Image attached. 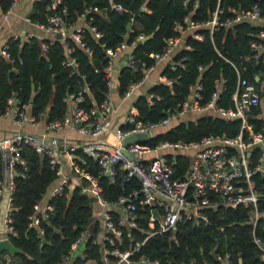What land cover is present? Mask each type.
Masks as SVG:
<instances>
[{
	"label": "trees",
	"instance_id": "obj_1",
	"mask_svg": "<svg viewBox=\"0 0 264 264\" xmlns=\"http://www.w3.org/2000/svg\"><path fill=\"white\" fill-rule=\"evenodd\" d=\"M10 1L0 0V14L6 10ZM52 1L33 0L27 15L29 21L33 24L46 23L51 13L65 8V19L76 21L84 13V22L94 26L101 36L94 38L87 29L84 30L83 40L90 54L83 47L67 40L72 48L69 56L75 60L77 74L70 72V66L63 65L66 55L60 41L49 43L47 38L36 36L24 39L9 37L5 41L8 58H0V112L8 106L9 98H15L17 105L28 106L35 120L41 117L44 122L60 119L66 110V94L77 89H82L83 101L80 105L84 109L98 106L106 96V79L102 71L106 63L104 48L115 47L127 33L126 41L137 34L151 36L132 47L136 69L132 71L124 65L112 76L120 95L130 82L142 76L143 67L152 63L148 53L161 51L166 39L178 34L174 26L182 22L187 13L193 20H204L219 6L222 18L233 15V9L247 10L257 5L260 13L264 14L263 0H197L195 7L189 2L184 5L182 0H58L55 8H51ZM110 1L119 4L122 10L111 8ZM91 5L96 6L100 12L85 13L87 6ZM141 5L146 10H141ZM130 16L133 20L128 31L125 26ZM260 29H264L260 22L240 21L229 27H221L211 34L206 29L201 30L202 39L186 35L183 38L184 44L189 47H176L171 55L173 61H180L182 65L177 64L173 70L168 68V63L161 67L160 77L170 78L172 82L166 85L159 81L145 93L138 94L132 102L135 118L141 121L160 119L167 108L178 106L187 98L188 86L194 82L200 83V103L204 102L213 91L216 78L221 79L223 84L216 103L221 107L230 106L236 71L226 59L233 62L243 77L260 85V81L254 80V75L264 73V63L252 57L253 51L249 47L250 41ZM41 42L47 43L44 51L41 50ZM147 94H152L151 103L147 101ZM238 127L237 119L208 113L188 114L156 130L142 144L152 148L164 140L187 143L198 141L209 134L232 136L237 133ZM74 152L80 158L78 165L97 178L100 193L107 202L112 203L121 193L138 188V182L133 177L123 183V187L120 186L121 169L117 170L116 179L110 181L107 176L99 173L96 160L91 155L82 152L80 148ZM19 154L24 164L15 165L16 175L11 193V226L15 234L9 237L19 251L12 254L6 250L1 251L0 264L3 253L8 254L10 264H58L74 238L88 224L95 198L80 190L87 183L84 178H81L80 184L71 188L64 187L59 194L51 197L53 212L39 222L42 233L38 235L36 227L27 225L28 216L33 212L34 203L41 200L56 180L57 174L47 158L39 155L32 147L22 145ZM174 159L172 175L181 176L188 164V156L176 154ZM1 169L0 153V176ZM204 212L207 216L204 222L197 225L188 221L180 222L170 230L148 236L130 255V259L135 260L142 255L152 264H190L192 259L205 264L213 260L211 251H214L230 253L234 264H264L252 241L251 225L247 222L245 208L206 209ZM136 214L137 227L130 230L122 228L123 244L120 248L142 241L150 230L148 206L137 203ZM255 234L264 245V226L258 224ZM87 245V257L95 258L97 264H103L98 247L89 243Z\"/></svg>",
	"mask_w": 264,
	"mask_h": 264
},
{
	"label": "built area",
	"instance_id": "obj_2",
	"mask_svg": "<svg viewBox=\"0 0 264 264\" xmlns=\"http://www.w3.org/2000/svg\"><path fill=\"white\" fill-rule=\"evenodd\" d=\"M17 0H11L6 10L0 14L1 21L6 19ZM58 0H53L50 7L55 8ZM191 3L192 7L197 6V0H182L185 5ZM264 2V0H263ZM111 8L122 10L119 4L110 1ZM141 10H146L141 5ZM100 12L96 6H87L86 12ZM66 9L61 8L60 12L51 13L47 22L34 24L41 34H24L21 39L36 36L47 38L49 43L60 41L65 50L66 58L62 61L64 66L71 67V73H76L75 60L69 56L72 51L68 45L72 43L83 47L90 54V50L85 47L83 32L87 29L94 38L101 36V33L88 22H84V13L80 14L76 21H68L64 18ZM233 15L220 17L222 10L216 6L207 19L193 20L189 13L183 16L182 22L176 23L174 29L178 34L166 39L165 46L161 51L150 52L148 57L152 63L143 67L142 76L130 82L120 95L122 99L129 97L145 81L148 74L153 71L158 63H168L169 69L173 70L180 61H173L171 55L176 47L189 46L184 44V37L191 35L194 38L202 39L201 30H207L210 34L221 27H229L240 21L260 22L264 25V14L260 13L259 7L253 5L251 9H233ZM133 17L130 16V31ZM19 36H14V38ZM128 33L124 39L115 47H105L104 57L106 63L102 67L106 79V96L98 106L84 109L80 103L83 101L82 89L68 92L65 96L68 109L60 119L45 122L47 129L58 132L64 127H73L81 135L98 137L103 133H111L117 141L115 147H102L97 145H82L60 147L55 134L46 133L34 134L28 132H18L11 137L0 139V153L2 155V169L0 176V240L9 239L15 231L11 226V193L14 188L13 178L16 175L15 165L24 164L19 154L22 145H28L35 149L39 155L45 156L48 163L55 169L57 174L56 183L50 187L43 201H38L33 205V212L28 216L27 225L36 227L38 235L42 229L39 227L41 219L52 214L54 206L50 202L51 197L59 194L64 187L71 188L73 175L87 180L86 185L80 190L95 198L99 205L98 213L89 219L85 229L81 230L72 241L68 251L63 255L58 264H88L95 258H88L86 249L87 243L96 245L100 253V261L103 264H152L148 258L140 255L137 259H130L143 241L150 235L170 230L180 222H191L199 224L206 221L207 216L204 210H217L228 207H243L246 209L247 222L251 225L252 241L258 249V256L264 260V245L259 236L255 234L258 224L264 226V73L255 74L254 80L260 81V85L254 84L248 78L243 77L232 61L226 59L236 71L235 88L230 95L231 105L221 107L217 105L218 92L223 89L221 79L214 80V89L208 99L200 103V83L194 82L188 86L187 98L178 106L167 108L165 115L156 121H141L135 118L134 109L131 106L124 111L122 120L113 124L114 107L109 99L112 89V76L119 69L115 67V59L122 55L124 65L132 71L136 69V60L132 54V47L142 34L135 35L130 41H126ZM41 50L47 48V43H40ZM253 51L252 57L260 59L264 63V29H260L256 37L249 43ZM8 58L6 44L0 47V58ZM142 65V64H141ZM200 69L201 66H198ZM117 69V70H115ZM83 76L82 74L80 75ZM159 81L166 85L172 79L160 77ZM158 81V82H159ZM86 86V84H85ZM147 101L151 103L152 94H147ZM14 101V103H12ZM10 113L14 123L22 126L25 123H37L28 111L26 104L17 105L15 98L8 99V106L0 117ZM208 113L229 119H237L239 127L236 134L228 136L225 134H209L203 136L198 141L170 142L160 141L150 148L142 143L128 144L125 149L133 154L135 161L129 159L119 150L121 138L133 132L148 133L151 130H158L168 124L188 114ZM236 117V118H233ZM44 119V118H43ZM80 148L82 152L91 155L99 168V173L113 181L117 177V170L123 173L119 176L120 186L127 183L132 177L138 182L137 189L121 193L112 203H109L100 193V186L97 178L80 167L77 161L80 158L74 152ZM154 152L152 159H145L142 154ZM67 153L70 157V166L73 170L68 172L62 163L60 155ZM176 154L188 156V164L184 168L181 176H173V164ZM137 203L146 205L149 209L147 231L142 241H136L134 245L129 244L120 248L123 244L122 228L130 230L137 227ZM120 207V213L112 211ZM157 210L154 216L152 209ZM100 235L98 238L97 236ZM213 253V260L205 264H234L230 253ZM2 264H10L7 253L2 254ZM190 264H201L195 259Z\"/></svg>",
	"mask_w": 264,
	"mask_h": 264
},
{
	"label": "crops",
	"instance_id": "obj_3",
	"mask_svg": "<svg viewBox=\"0 0 264 264\" xmlns=\"http://www.w3.org/2000/svg\"><path fill=\"white\" fill-rule=\"evenodd\" d=\"M32 1L33 0H17L10 15L6 19L1 21L0 47L2 46V44L5 43V41L9 37L19 36V38L20 37L22 38L26 33H32L35 35L41 34L37 29V27L33 23H31L27 17L31 9ZM124 64H125L124 58L122 57V55L118 56L115 59V67L117 69L124 66ZM162 66H163L162 62L158 63L153 69V71H151L148 74L143 84L126 99L121 98L120 94L117 91L115 82H113L112 89L109 93V99L115 109L113 114L114 125H117L122 120L124 111L127 109V107L132 105L134 98L138 94L145 93L150 86H152L153 84L159 81L160 71ZM66 109H68V104L66 105ZM18 132H28L34 134L46 133L50 135L55 134L56 137L58 138V144L60 147H68V146L79 147L82 145H87V146L97 145V146L110 148L117 146V141L114 139V137H112L111 133H103L98 137H89L86 135H81L76 131L75 128L68 126L64 127L58 132H53L46 128L43 117L37 123L34 124L25 123L22 126H17L14 123L10 113L6 114L3 117H0V139L11 137ZM153 156H154V152H148L142 154V157H144L145 159H152ZM60 157L62 159L63 165L65 166V170H67L68 172H72L73 170L71 169L70 166L69 155L65 153L63 155H60ZM72 181L74 184H80L82 182V179L79 176L73 175ZM56 182L57 181L55 180L52 185H54ZM52 185L50 187H52ZM48 190L41 198V202L43 201L44 197L47 195ZM98 210H99V205L94 200L92 202L91 217L96 215L98 213ZM112 211L116 213H120L121 209L120 207H117L116 209L113 208ZM88 264H93V261H89Z\"/></svg>",
	"mask_w": 264,
	"mask_h": 264
},
{
	"label": "water",
	"instance_id": "obj_4",
	"mask_svg": "<svg viewBox=\"0 0 264 264\" xmlns=\"http://www.w3.org/2000/svg\"><path fill=\"white\" fill-rule=\"evenodd\" d=\"M126 29L129 28V23L126 24ZM151 36V34L143 37L142 39H139L137 41V43H141L143 42L145 39H148ZM12 103H14V101H12ZM236 118V117H233ZM155 130H151L148 133L145 132H133L131 134H127L125 136H123L119 142V150L124 153L129 159H131L132 161H135V157L133 156V154L129 151H127L125 149V147L128 144H132V143H142L144 141H146L149 137H151L152 135L155 134ZM152 213L154 216H157V210L155 208L152 209ZM6 250L7 252H9L10 254L14 253V252H18L19 249L8 239H2L0 240V252ZM213 255V253H212ZM134 264H143L141 262H135Z\"/></svg>",
	"mask_w": 264,
	"mask_h": 264
},
{
	"label": "rangeland",
	"instance_id": "obj_5",
	"mask_svg": "<svg viewBox=\"0 0 264 264\" xmlns=\"http://www.w3.org/2000/svg\"><path fill=\"white\" fill-rule=\"evenodd\" d=\"M98 238L100 237V235L97 236Z\"/></svg>",
	"mask_w": 264,
	"mask_h": 264
}]
</instances>
